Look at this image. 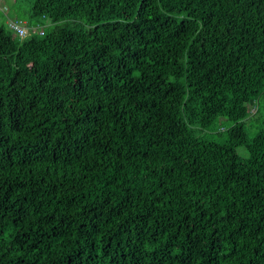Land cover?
<instances>
[{
  "label": "trees",
  "instance_id": "16d2710c",
  "mask_svg": "<svg viewBox=\"0 0 264 264\" xmlns=\"http://www.w3.org/2000/svg\"><path fill=\"white\" fill-rule=\"evenodd\" d=\"M32 14L0 26V264H264V0Z\"/></svg>",
  "mask_w": 264,
  "mask_h": 264
},
{
  "label": "rangeland",
  "instance_id": "374dc122",
  "mask_svg": "<svg viewBox=\"0 0 264 264\" xmlns=\"http://www.w3.org/2000/svg\"><path fill=\"white\" fill-rule=\"evenodd\" d=\"M6 5L9 8L7 15L0 12V26H7V20H20L28 24L27 26L33 27L35 25L39 26L44 31H49L52 29L50 23L43 18H36L32 14L33 0H6ZM39 30H37L38 32ZM231 122H226L223 126L229 127ZM261 119L259 121L249 122L247 124L248 134L250 138L255 137L260 131ZM223 140V139H219ZM239 154L243 158L248 157V151L244 147L238 149Z\"/></svg>",
  "mask_w": 264,
  "mask_h": 264
},
{
  "label": "built area",
  "instance_id": "2783aa9c",
  "mask_svg": "<svg viewBox=\"0 0 264 264\" xmlns=\"http://www.w3.org/2000/svg\"><path fill=\"white\" fill-rule=\"evenodd\" d=\"M0 12L7 15L9 12V8L6 5V0H0ZM23 21L20 20H13V19H8L7 20V26L8 29L16 36L18 37L21 41L26 40L29 38L31 35L34 34H39V35H44V30L41 29L39 26L38 27H30L27 26ZM37 30H39L37 32Z\"/></svg>",
  "mask_w": 264,
  "mask_h": 264
}]
</instances>
